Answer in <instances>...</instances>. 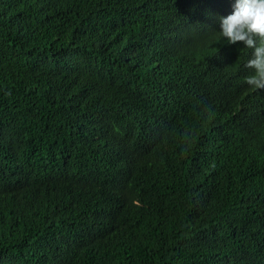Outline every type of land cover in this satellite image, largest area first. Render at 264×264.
<instances>
[{
	"label": "trees",
	"instance_id": "trees-1",
	"mask_svg": "<svg viewBox=\"0 0 264 264\" xmlns=\"http://www.w3.org/2000/svg\"><path fill=\"white\" fill-rule=\"evenodd\" d=\"M232 3L0 0V264H264Z\"/></svg>",
	"mask_w": 264,
	"mask_h": 264
},
{
	"label": "clouds",
	"instance_id": "clouds-1",
	"mask_svg": "<svg viewBox=\"0 0 264 264\" xmlns=\"http://www.w3.org/2000/svg\"><path fill=\"white\" fill-rule=\"evenodd\" d=\"M219 27L227 43L242 42L251 50L245 65L252 70L247 84L264 89V0H233L231 12L219 17Z\"/></svg>",
	"mask_w": 264,
	"mask_h": 264
}]
</instances>
